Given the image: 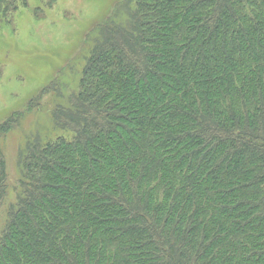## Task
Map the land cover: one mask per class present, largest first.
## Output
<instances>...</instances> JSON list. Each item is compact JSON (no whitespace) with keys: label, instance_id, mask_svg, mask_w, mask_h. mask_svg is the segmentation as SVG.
<instances>
[{"label":"trees","instance_id":"1","mask_svg":"<svg viewBox=\"0 0 264 264\" xmlns=\"http://www.w3.org/2000/svg\"><path fill=\"white\" fill-rule=\"evenodd\" d=\"M92 35L68 137L28 146L3 221L0 150V264H264V0H125Z\"/></svg>","mask_w":264,"mask_h":264},{"label":"rangeland","instance_id":"2","mask_svg":"<svg viewBox=\"0 0 264 264\" xmlns=\"http://www.w3.org/2000/svg\"><path fill=\"white\" fill-rule=\"evenodd\" d=\"M45 2L29 0L12 24L0 30V124L14 113L27 111L17 128L0 134L7 172L2 221L19 190L21 159L28 146L68 137L59 130L52 111L57 106L67 107L79 90L96 40L95 35L87 40V34L125 0H57L53 9L46 8L45 15L36 18L35 11ZM55 81L53 91L42 98L39 107L28 111L30 101Z\"/></svg>","mask_w":264,"mask_h":264}]
</instances>
